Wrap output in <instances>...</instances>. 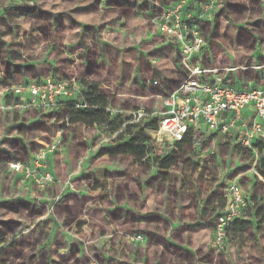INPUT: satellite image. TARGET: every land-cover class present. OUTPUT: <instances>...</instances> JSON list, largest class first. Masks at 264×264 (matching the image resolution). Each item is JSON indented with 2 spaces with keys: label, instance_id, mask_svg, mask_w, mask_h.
<instances>
[{
  "label": "rangeland",
  "instance_id": "374dc122",
  "mask_svg": "<svg viewBox=\"0 0 264 264\" xmlns=\"http://www.w3.org/2000/svg\"><path fill=\"white\" fill-rule=\"evenodd\" d=\"M99 1L101 0H0V264H141L127 256L138 249L139 245L133 239L139 230L135 229L132 223L121 227L115 225L109 236L104 237L102 241H72L73 243L40 241L39 230L43 225L40 197L41 190L48 184L41 187L32 181V177H25L24 173L11 167L16 163L23 167H33L40 151L53 146L47 154L45 167L39 170L41 174L50 173L49 157L57 155V132L67 125V115L63 109L57 112H39L17 108L14 99L5 94L6 89H11L26 80L61 79L64 78L60 75L63 71L75 72L72 67L79 68V56L84 51L79 50L75 53L77 49L75 43L79 40L73 35L76 33L73 27L77 26V22L94 24L102 20L97 15L85 18L79 16L78 12L86 4ZM130 1L132 3L140 1L141 5L146 2L147 10L143 13V25L147 28L150 27L148 25H156L160 37L169 41L175 61L178 62L176 67L180 69L182 78H185L186 71L181 66L175 44L163 37L158 30L157 19L160 12L155 9L157 6L167 7L181 2ZM228 1L240 5L235 9V13L229 12L228 19L247 21L264 17V0ZM214 2L217 0H194L186 7L185 1L182 5L184 10L190 11L195 17L200 8H204L203 12L207 15ZM67 15H73L72 27L65 25L63 21ZM68 23L72 22L68 21L66 24ZM261 64L263 63L250 62L242 65V68L256 72L261 80L260 73L263 74V69L257 68ZM148 77L152 78L153 74H149ZM156 81V85L147 83L110 85V88L104 85L102 90L109 95L108 110L112 117L121 115L126 119L124 124L143 126L151 123L160 115L163 97L172 92L171 85H160L158 79ZM252 86L247 89L260 88L264 85L258 82ZM122 93L123 96H120ZM138 109H143L145 116L133 121L132 113ZM156 120L159 125V119ZM68 125L85 127L78 122H68ZM87 127L93 128L78 130V133L72 128L67 130L65 135L85 145L98 144L96 146L98 153L114 147L123 138L127 140L123 134V127L115 132L109 131L103 125ZM156 130H146L153 147L149 160L135 161L128 155H109L99 166L106 170L108 176L104 182L95 183L88 179L73 183L76 193L83 195L75 201L79 205L74 212L75 217H79L75 223L87 221V228L92 232L91 227L101 228V224L90 215V212L95 208H103L102 204H98L102 199H106L107 204L115 207L120 202L121 206L133 209L134 193L146 196L150 190L178 191L179 194L189 196V202L195 203L198 207L199 196L211 197L220 207L225 187L228 183L234 182L240 185L254 202L251 226L240 236H235L234 230L230 228L226 233L224 246L218 249L216 245L217 249L211 253V258L189 257L184 264H264V179L257 172V165L261 158H264V147L248 148L233 135L216 133L207 137L196 135L190 143L179 149L174 141L167 140L161 135L153 138ZM167 155L175 157V162L169 169L162 170L160 161ZM87 168L89 167H82L81 173H86ZM101 186L106 187L105 191H89ZM91 197L95 199L90 201ZM123 197H126L125 203L121 200ZM192 208L191 215L197 214L200 209L195 207L197 210L193 212ZM46 210L49 213L46 219L48 217L50 219L53 213L50 207ZM213 214V212L210 214L212 220L215 216ZM200 226L198 219L191 220L188 234L184 233L185 240L204 241ZM104 234L102 230L97 236ZM212 237L215 241L214 230ZM119 238L123 242L118 245L114 243L113 249L108 250L110 246L105 240L118 241ZM82 244L85 247L82 248V254L77 256L80 251L78 245ZM107 252L110 253L109 256H106Z\"/></svg>",
  "mask_w": 264,
  "mask_h": 264
},
{
  "label": "crops",
  "instance_id": "0c3cea01",
  "mask_svg": "<svg viewBox=\"0 0 264 264\" xmlns=\"http://www.w3.org/2000/svg\"><path fill=\"white\" fill-rule=\"evenodd\" d=\"M184 1L185 7L194 2V0L178 2L184 4ZM142 4L140 1L132 3L130 0H101L82 7L78 12L79 16L88 18L97 15L102 20L94 24L77 22V26L73 27L76 31L73 35H76V40H79L75 43L77 48L75 53L79 50L84 52L79 56V68L72 67L76 70L74 74L63 71L60 74L64 76L63 79H75L72 77L74 76L78 80L96 81L101 89L104 85H108V88L110 85L128 86L146 85V83L148 85L158 79L160 85H171L173 91L184 77L182 78L180 69L176 67L178 62L175 61L174 51L169 41L160 37L156 25H148L149 28L143 25V13L147 10V6L146 2ZM99 5L102 7L100 8ZM239 6L228 0L220 2L217 0L212 4L207 15L203 12L204 8H200V12L195 11L198 15H195L193 23L206 42L202 51L196 55V60L202 66L218 69L217 74L211 75L209 79L212 80L217 75L237 89H247L258 82L264 85L262 73H260V80L256 72L242 68V65L250 62L264 64V17L247 21L228 19L229 12L235 13V9ZM163 8L155 7L159 12ZM72 16L67 15L63 18L65 25L73 26ZM68 21L72 23L66 24ZM149 74H153L150 79ZM103 92L108 95L105 90ZM5 94H7L6 91ZM78 94H74L71 99L78 97ZM120 96H123V93ZM14 105L25 109L16 102ZM60 109L56 107L50 110H27L57 112ZM243 115L244 117L253 116L252 109H245ZM72 128L75 133H78V130L93 127L70 126L67 121V125L57 132L58 152L55 156L50 155L48 166L54 181L47 183L48 185L41 190L40 215L43 217V225L39 230L40 241H71V243L72 241H102L104 237L109 236L110 230L115 225L121 227L132 223L135 229L139 230L138 233L144 235L145 241H136L139 244L138 249L127 256L141 264H184L189 257L211 258V253L217 249L216 241L212 237L214 222L221 209V206L218 207L211 197L199 196L198 207L195 203L189 202V196L179 194L178 191L150 190L146 196L134 193L133 209L121 206L120 202L115 207L107 204L106 199H102L98 204H102L103 208H95L90 212V215L101 224V228L91 227L92 232H90L86 225L87 221L81 220V223L76 224L75 221L79 217H75L74 212L79 205L75 201L83 195L76 193L73 183L88 179L95 183L104 182L108 176H106V170L99 166L107 160L109 155L103 150L98 153L99 151H96L98 144L86 143L85 145L83 142L75 141L71 136L66 137L65 132ZM214 134L216 133H204L201 128V133L198 135L207 137ZM223 135H233L237 139L234 134ZM78 165L79 169H77ZM82 167H89L86 173H81ZM105 189L106 187L101 186L89 191L100 192ZM245 194L248 196L246 192ZM94 199L91 197L89 200ZM121 200L125 203L126 197ZM48 207L53 213L50 219L49 217L46 219L49 214L46 212ZM191 207L193 212H196L197 208L200 209L196 212L197 214L191 215ZM195 207H197L196 210ZM212 212L215 214L214 220L210 219ZM197 219L201 223V237L204 241H186L184 233L188 234L191 220ZM102 230L105 234L97 236ZM105 242L110 246L108 250H112L114 243L118 245L123 241L119 238L118 241L106 239ZM78 247L80 251L77 256L82 254V248L85 245H78ZM109 255L110 253L107 252L106 256Z\"/></svg>",
  "mask_w": 264,
  "mask_h": 264
},
{
  "label": "built area",
  "instance_id": "2783aa9c",
  "mask_svg": "<svg viewBox=\"0 0 264 264\" xmlns=\"http://www.w3.org/2000/svg\"><path fill=\"white\" fill-rule=\"evenodd\" d=\"M194 20V15L184 10L182 3L164 7L158 16V30L175 44L186 76L172 92L163 97L158 116L159 126L153 138L161 135L176 142L183 140L189 132L195 137L203 128L204 133L234 134L243 146L254 148L253 143L256 141L264 142V86L237 89L217 75L209 79L211 75L217 74L218 69L202 66L196 60V55L206 42L196 30ZM257 68H262L264 75V64ZM151 84L156 85L157 81ZM80 89L75 79L44 78L23 81L7 89L6 93L17 99L16 104L25 109L50 110L70 100ZM248 108L252 109L253 116L244 117L243 111ZM143 116L144 110L138 109L132 113V120L138 121ZM52 147L40 151L33 167H23L19 163L11 167L24 173L25 177H32L33 182L44 187L52 182L53 176L48 172L41 174L39 170L45 167L47 154ZM222 197L224 205L214 222L218 249L224 246L226 232L236 220L250 219L247 209L251 200L240 185L228 183ZM133 239L143 241L144 236L138 233Z\"/></svg>",
  "mask_w": 264,
  "mask_h": 264
},
{
  "label": "trees",
  "instance_id": "16d2710c",
  "mask_svg": "<svg viewBox=\"0 0 264 264\" xmlns=\"http://www.w3.org/2000/svg\"><path fill=\"white\" fill-rule=\"evenodd\" d=\"M78 83L81 86L78 97L61 102L58 105V107L66 111L67 121L70 123L78 122L85 126L103 125L111 132L118 131L123 127V134L127 140H124L125 138L121 139L114 147L106 149L104 152L108 155L126 154L131 156L135 161L142 159L149 160L153 147L150 144L151 140L146 130L157 129L159 125L156 119H159V117H156L151 123H146L143 126L133 123L124 124L125 118H122L121 115L112 117L110 111L107 109L109 97L103 92L98 82L80 79ZM8 96L10 97V95ZM14 101L17 102L18 100L16 99ZM192 139L191 132H189L183 140L176 141L175 144L180 149L184 144L190 143ZM253 146L255 149L262 148L264 147V142L256 141L253 143ZM160 162V169L167 170L175 162V157L167 155ZM257 172L264 179V158H261L259 161ZM250 200L251 204H249L247 209L250 219L236 220L230 227L234 230L233 233L235 236H240L252 224V217L254 215L251 210L254 208V202L251 198ZM223 205L224 199L220 206L222 207Z\"/></svg>",
  "mask_w": 264,
  "mask_h": 264
}]
</instances>
